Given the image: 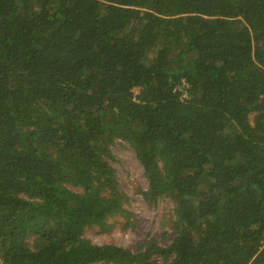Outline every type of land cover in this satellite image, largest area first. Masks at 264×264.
I'll return each mask as SVG.
<instances>
[{"label": "trees", "instance_id": "obj_1", "mask_svg": "<svg viewBox=\"0 0 264 264\" xmlns=\"http://www.w3.org/2000/svg\"><path fill=\"white\" fill-rule=\"evenodd\" d=\"M116 140L167 246L82 236L126 214ZM156 257L264 264V0H0V264Z\"/></svg>", "mask_w": 264, "mask_h": 264}, {"label": "rangeland", "instance_id": "obj_2", "mask_svg": "<svg viewBox=\"0 0 264 264\" xmlns=\"http://www.w3.org/2000/svg\"><path fill=\"white\" fill-rule=\"evenodd\" d=\"M137 90L134 91V95ZM115 161L119 187L127 198L126 214L115 217L109 223V231L86 228L83 238L93 244H114L134 251L140 244L154 239L159 246H167L172 239V204L168 198H161L153 205L145 202L140 194L146 189L142 169L133 151L122 141L116 140L111 147ZM32 242V238H29ZM154 264H163L159 257Z\"/></svg>", "mask_w": 264, "mask_h": 264}]
</instances>
